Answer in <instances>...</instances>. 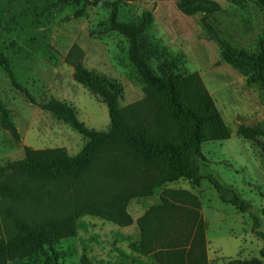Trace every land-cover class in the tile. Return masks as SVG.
I'll return each instance as SVG.
<instances>
[{
    "label": "rangeland",
    "instance_id": "1",
    "mask_svg": "<svg viewBox=\"0 0 264 264\" xmlns=\"http://www.w3.org/2000/svg\"><path fill=\"white\" fill-rule=\"evenodd\" d=\"M211 1L220 6L219 12L209 16L219 37L235 49L257 52L264 11L255 0ZM177 2L130 0L120 6L119 19L131 22L144 13L151 15L147 35L158 48V57L150 55L147 60L155 73L199 75L230 132L227 140L202 143L200 171L249 202L259 220L258 230L264 233V136L248 141L237 134L241 126L264 130V88L248 84L241 72L222 61L218 44L200 22L202 13L185 15ZM108 17L109 11L95 0L78 5L59 0H0V53L9 61L15 82L34 99L32 103L15 87L0 66V99L19 134L15 140L0 125V243L16 236L15 219L32 225L76 215L73 236L6 264H142L135 259L144 258L132 252L141 245L138 222L164 200L174 211L151 215L145 225L143 248L150 251L153 262L171 255L177 264L186 255L194 234L190 214L195 212L205 223L206 264L260 258L263 241L253 231L249 214L222 202L206 180L195 187L181 180L153 190L150 196L132 198L126 205L130 224L121 227L92 214L77 215L76 209L124 186L140 187L145 169L130 158L106 151L83 178L53 182L31 180L8 166L24 157L26 147L62 149L74 156L85 145L82 135L41 107L51 99L72 107L88 129L109 130L106 105L74 80L75 63L117 83L122 88V108L147 103L143 81L128 59V42L109 30Z\"/></svg>",
    "mask_w": 264,
    "mask_h": 264
},
{
    "label": "trees",
    "instance_id": "2",
    "mask_svg": "<svg viewBox=\"0 0 264 264\" xmlns=\"http://www.w3.org/2000/svg\"><path fill=\"white\" fill-rule=\"evenodd\" d=\"M81 1L85 0H59V3L78 5ZM129 1L95 0V4L109 11L107 20L109 30L126 38L128 59L143 81L147 103L122 108L120 106L122 88L117 83L109 81L94 70H88L80 63H75L73 64L74 80L92 94L101 97L106 105L110 120L109 130L100 132L88 129L77 119L72 107L51 99L41 107L82 135L87 140L85 145L74 156H68L62 149L32 150L26 147L24 157L9 163L8 166L31 180L53 182L61 178L71 180L83 178L91 170L96 159L106 151L112 150L130 158L135 166L145 169V179L140 187L124 186L125 189L120 192L76 209L77 215L92 214L121 227L130 224L126 205L132 198L150 196L153 190L181 180L189 181L193 187L199 186L202 180H206L216 190L222 202L249 214L253 231L263 241L259 251L260 258L230 261L227 264H264V233L258 230L259 220L253 214L250 203L243 200L232 188L221 184L213 175H204L200 171L202 143L229 139L230 132L227 126L197 73L180 75L165 72L158 75L154 72L147 60L150 55L158 57V48L147 35L152 17L149 13H144L135 21H121L120 6ZM255 2L264 11V0H255ZM177 7L188 16L201 12L200 22L208 37L218 44L225 62L241 72L248 84L264 88V32L258 41L257 52L250 53L235 49L219 37L209 21L210 15L220 11V6L216 2L178 0ZM0 66L13 85L34 103L29 92L15 82L10 63L1 53ZM0 125L15 140H19L10 111L1 99ZM237 134L245 140L252 141L264 136V130L241 126ZM173 208L164 200L161 205L150 209L139 220L142 248L138 247V251L143 252L142 254L150 252L143 248V241H147L145 225L149 217L156 213L160 216L170 213L174 211ZM190 215H194L192 222L194 234L189 250L177 264H199L195 253L199 254L202 264H206L205 223L197 212ZM75 216H69L59 222L50 221L32 225L15 219L18 232L8 243H0V264H6L16 257L27 256L32 251L41 250L44 246H49L65 236H73L72 217ZM155 259L158 263L162 262L161 264H174L171 255H166L163 259Z\"/></svg>",
    "mask_w": 264,
    "mask_h": 264
},
{
    "label": "crops",
    "instance_id": "3",
    "mask_svg": "<svg viewBox=\"0 0 264 264\" xmlns=\"http://www.w3.org/2000/svg\"><path fill=\"white\" fill-rule=\"evenodd\" d=\"M157 215V214H156ZM158 216H160L159 214H158ZM160 241H162V240H160ZM153 243V242H152ZM151 246H153V247H159V245L157 246V245H155V244H152ZM143 247H145L146 248V246H144L143 245ZM140 248H141V246H140ZM133 253H134V255L135 256H140V257H143L144 259H143V261H142V259L141 258H136L135 259V262H141L142 264H157V262H156V260H155V258H154V261L155 262H153L152 260H151V257H149V255L150 254H148V256L146 255H144V254H142L140 251H138V247H135V250L134 251H132ZM142 255V256H141ZM149 259V260H148ZM150 261V262H149ZM134 263V262H133ZM162 263V262H161Z\"/></svg>",
    "mask_w": 264,
    "mask_h": 264
},
{
    "label": "water",
    "instance_id": "4",
    "mask_svg": "<svg viewBox=\"0 0 264 264\" xmlns=\"http://www.w3.org/2000/svg\"><path fill=\"white\" fill-rule=\"evenodd\" d=\"M198 15H200V13H197ZM222 61H224V58H221Z\"/></svg>",
    "mask_w": 264,
    "mask_h": 264
}]
</instances>
